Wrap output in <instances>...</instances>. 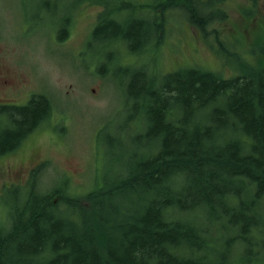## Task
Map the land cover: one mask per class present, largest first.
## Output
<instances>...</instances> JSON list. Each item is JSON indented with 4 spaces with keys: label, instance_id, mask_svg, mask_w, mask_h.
Listing matches in <instances>:
<instances>
[{
    "label": "trees",
    "instance_id": "16d2710c",
    "mask_svg": "<svg viewBox=\"0 0 264 264\" xmlns=\"http://www.w3.org/2000/svg\"><path fill=\"white\" fill-rule=\"evenodd\" d=\"M88 1L103 6L92 37L110 28L112 40L122 37L131 23ZM161 1L163 11L182 7L204 35L215 16L224 18L222 0ZM145 23L124 36H145V47ZM215 39L235 73L199 66L134 72L127 120L140 130L124 175L78 196L67 183L40 193L44 162L25 186L14 185L23 196L0 231V264H264V38L251 51L254 63ZM42 100L16 108L0 150L37 122Z\"/></svg>",
    "mask_w": 264,
    "mask_h": 264
},
{
    "label": "rangeland",
    "instance_id": "374dc122",
    "mask_svg": "<svg viewBox=\"0 0 264 264\" xmlns=\"http://www.w3.org/2000/svg\"><path fill=\"white\" fill-rule=\"evenodd\" d=\"M96 1L131 23L118 40L111 28L92 37L103 10L96 2L0 0V75L8 83L0 85V96L18 102L30 92L43 93L50 105L43 125L14 153L0 156V231L9 228L10 207L23 196L14 185L25 186L30 168L40 162H47L38 176L40 193L67 183L78 196L125 174L132 137L140 130H131L127 120L134 110L127 85L135 71L199 66L228 76L236 71L233 57L220 53L215 36L252 63L251 51L264 38V0H222L224 18L215 16L205 35L180 6L162 9L155 19L156 0ZM142 20L159 36L145 47V36H124L138 29L136 23L146 24Z\"/></svg>",
    "mask_w": 264,
    "mask_h": 264
},
{
    "label": "flooded vegetation",
    "instance_id": "af4514ba",
    "mask_svg": "<svg viewBox=\"0 0 264 264\" xmlns=\"http://www.w3.org/2000/svg\"><path fill=\"white\" fill-rule=\"evenodd\" d=\"M155 5H156L155 19H156V17L159 16L162 12V1L156 0ZM142 21L147 22L146 20H142ZM146 28H148V27H146ZM149 29L150 28H148L147 34H148L149 39H151L153 36L156 35L157 28L154 27L153 28L154 31L151 29L152 30L151 32H149ZM7 84H8L7 80L4 79L0 75V85L6 86ZM35 96H42L43 100L40 102H44L43 103L44 109L42 112H40L41 114L39 115V119L37 120V122L26 127L25 131L22 133L23 137L21 138V141L18 144L15 143L11 147L7 148L8 149L7 151L0 150V156H5V155H9L11 153H14L20 147V145L25 141V139L30 135L31 132H33L35 129H37L40 125H43V123L47 120V118L50 114L49 100L46 97V95L43 93L30 92L26 95V98L24 100L18 101V102L5 101L4 97L0 96V135L2 133H4L6 130L10 131V130L14 129V127H12V125H13L12 115L15 112L16 108L23 107V106L30 104ZM15 129H16V127H15ZM41 163H44V162H40V163H38V164H36L30 168L28 175H27L26 182L29 178L30 172L33 169H35L37 166H39Z\"/></svg>",
    "mask_w": 264,
    "mask_h": 264
}]
</instances>
